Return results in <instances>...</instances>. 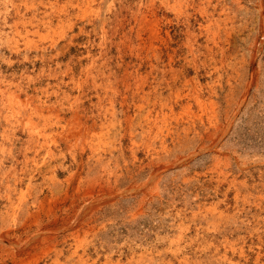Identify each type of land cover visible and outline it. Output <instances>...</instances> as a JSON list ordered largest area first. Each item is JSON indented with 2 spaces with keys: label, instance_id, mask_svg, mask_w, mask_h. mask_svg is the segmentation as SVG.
Segmentation results:
<instances>
[{
  "label": "rangeland",
  "instance_id": "374dc122",
  "mask_svg": "<svg viewBox=\"0 0 264 264\" xmlns=\"http://www.w3.org/2000/svg\"><path fill=\"white\" fill-rule=\"evenodd\" d=\"M0 264H264V0H0Z\"/></svg>",
  "mask_w": 264,
  "mask_h": 264
},
{
  "label": "bare ground",
  "instance_id": "6f19581e",
  "mask_svg": "<svg viewBox=\"0 0 264 264\" xmlns=\"http://www.w3.org/2000/svg\"><path fill=\"white\" fill-rule=\"evenodd\" d=\"M88 131H90L89 129H88ZM26 158V157H25ZM31 159V158H30ZM77 219V218H76ZM43 227V226H42ZM11 228V227H10ZM13 228V227H12ZM18 228V227H17ZM45 229H47V228H45ZM38 230V229H37ZM42 230H43V228H42ZM41 230V231H42ZM49 230V229H48ZM9 231V230H8ZM26 231V230H25ZM32 232V231H31ZM1 233H3V232H1ZM27 233V232H26ZM8 235V234H7ZM11 235H12V233H11ZM36 235V234H35ZM38 235V234H37ZM32 236V235H31ZM3 237H4V235H3ZM33 237V236H32ZM37 237V236H36ZM6 238V237H5ZM10 238V237H9ZM25 238V237H24ZM29 238V237H28ZM20 241V240H19ZM7 245H8V243H6ZM14 244V243H13ZM11 245V244H10ZM16 246H18V244L16 245ZM16 248H18V247H16ZM17 252V251H16ZM18 253V252H17Z\"/></svg>",
  "mask_w": 264,
  "mask_h": 264
}]
</instances>
